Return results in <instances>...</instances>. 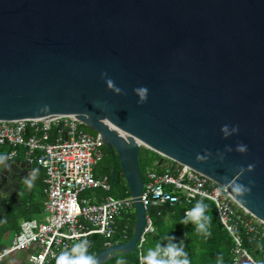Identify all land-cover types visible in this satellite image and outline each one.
Here are the masks:
<instances>
[{
    "label": "water",
    "instance_id": "obj_1",
    "mask_svg": "<svg viewBox=\"0 0 264 264\" xmlns=\"http://www.w3.org/2000/svg\"><path fill=\"white\" fill-rule=\"evenodd\" d=\"M62 115L117 154L135 201L132 238L99 264L133 253L145 228L142 148L264 223V0H0V121ZM10 151L0 146V217L23 180Z\"/></svg>",
    "mask_w": 264,
    "mask_h": 264
},
{
    "label": "built area",
    "instance_id": "obj_2",
    "mask_svg": "<svg viewBox=\"0 0 264 264\" xmlns=\"http://www.w3.org/2000/svg\"><path fill=\"white\" fill-rule=\"evenodd\" d=\"M32 132V136H28ZM40 135V137H38ZM54 135V140H52ZM0 145L11 146L9 160L25 148L29 165H38L46 172L48 200L46 223L26 221L12 245L0 250V263L11 254L38 246L30 258L31 264H49L64 250L94 235L110 240L116 233L117 220L135 206L133 197H107L100 204L90 203L82 193L101 189L110 191L108 177L97 178L96 166L104 158L105 143L100 135L87 133L83 124L73 115L53 118L0 121ZM144 181L141 203L146 211V225L136 246L141 255L149 234L154 232L150 209L170 205L183 206L196 200H210L216 205L217 216L235 242L237 262L244 258L250 264L257 262L244 248L241 229L253 242L264 238V223L241 208L227 188L202 173L177 162L168 164L160 174L151 172ZM108 247L110 243L106 244Z\"/></svg>",
    "mask_w": 264,
    "mask_h": 264
},
{
    "label": "trees",
    "instance_id": "obj_3",
    "mask_svg": "<svg viewBox=\"0 0 264 264\" xmlns=\"http://www.w3.org/2000/svg\"><path fill=\"white\" fill-rule=\"evenodd\" d=\"M84 130L93 135L97 136V132L83 125ZM103 161L110 158V168L104 169L103 173L100 174L109 175L111 182L113 171L116 168V176L112 184V189L109 192H104L100 189L89 190L91 192V199L98 201L100 197L103 196H113L116 198H125L130 195V191L123 175V172L120 167V162L117 154L110 148H105ZM101 161V162H103ZM162 157L156 152L142 148L140 155V166L144 181H147V171L150 168H157L160 170V162ZM100 162V163H101ZM161 171V170H160ZM159 171V172H160ZM159 174V173H158ZM103 192V193H102ZM196 200L191 205L183 206H170L163 205L150 209V216L153 219L154 232L149 234L144 244L142 253L147 252L148 249L154 248L157 243H168V237H175V242H183L185 251L188 253V258L191 261V264H218L217 257H222V264H239L237 262V255L235 254V242L231 235L227 232L226 228L223 226L221 221L217 216V209L215 204L210 200H203L204 203L208 205L206 215L211 217V236L205 238L202 235H199L195 232L194 225L189 224L184 226L180 223V220L184 217L188 208H192ZM126 219L122 221L119 226V232L125 229V226H128V238L121 239L120 236L116 240L122 242H128L133 236V230L136 220V214L130 213L126 214ZM241 234L244 238V248L247 252L253 257L257 262L262 261L264 254V238L259 236L258 239L251 242L249 241L250 236L247 235L245 229H241ZM105 239L100 235H94L91 238V249L88 250L90 255L95 257L100 254L104 249ZM139 251H134L131 254L126 256L113 258L107 261L105 264H117L118 259H123L125 264H140ZM51 264H56V261H53Z\"/></svg>",
    "mask_w": 264,
    "mask_h": 264
},
{
    "label": "crops",
    "instance_id": "obj_4",
    "mask_svg": "<svg viewBox=\"0 0 264 264\" xmlns=\"http://www.w3.org/2000/svg\"><path fill=\"white\" fill-rule=\"evenodd\" d=\"M32 135H33V133L29 132L28 136L30 137ZM38 137H40V135ZM54 139H55L54 135H52L51 141H53ZM0 146H3V145H0ZM8 151L9 150H6L4 153L8 154ZM8 160H9V158H8ZM9 161L10 162H17L20 164V168H18V169L16 168V170H18L19 174L23 177V180L19 186L16 185L18 195H17V197H14V201L12 202V204L10 203L11 207H12L10 213L6 217H0V250L2 248L9 247L12 244L13 238L15 237V235L20 233L21 226L24 222H26V221H37L39 223H46L48 215H49L47 210H46V203L48 200V196L46 193L47 184L45 183V179H46L45 170L36 164L29 165L26 162L25 148H23V147L19 148L18 157L15 158L14 160H9ZM168 164H171V163H169V162L165 163V159L162 158V161L158 165V166H160V170H161V171L159 170L160 172L158 171L157 168H150V169H148L147 172L148 173H151V172L155 173L156 172L157 174L158 173L160 174L161 172H163L164 167ZM33 169H37L38 172L36 174V178H35L32 186L28 187L24 183V178L27 177L29 175V173H31L33 171ZM96 174L97 173H96V169H95V175ZM103 175L104 174H97L96 177L97 178L109 177V175H104V176ZM108 179H110V177ZM110 182H111V179H110ZM111 183H113V176H112V182ZM14 190H15V188H14ZM102 191H104V190H102ZM15 192H16V190H15ZM104 192H107V191H104ZM130 196H131V194L128 195L127 197H130ZM107 197H113V196H108V195L103 196V197H100L98 201L92 200L91 198L88 200L90 203L100 204V203L104 202L107 199ZM113 198H116V197H113ZM116 199H122V198H116ZM188 205H191V204H188ZM153 208H155V207H153ZM188 209L190 210V208H188ZM134 210H135V206L132 210H130L129 212L123 214L121 217L118 218L117 225H116V233L112 239L107 240L102 236L105 239V242H104L105 248L108 247L106 245L107 243H110L111 245L125 243V242H122L120 240L128 238V226L126 225L125 229L122 231V237H121V232H119V226L121 225L122 221L126 219V217H125L126 214H130V213L136 214V211H134ZM134 227H135V225H134ZM118 236H120V240L119 239L116 240L118 238ZM89 245L90 246H89L88 250H90L91 246H92L91 238H90ZM38 251H39L38 246H36V245L32 246L30 249L18 251V252L11 254L0 264H30L31 256L34 255ZM53 261H56V259ZM53 261L50 262L49 264L53 263ZM262 261H263V259H262ZM238 263L239 264H247L248 262L246 261V259L241 258V259H239Z\"/></svg>",
    "mask_w": 264,
    "mask_h": 264
},
{
    "label": "clouds",
    "instance_id": "obj_5",
    "mask_svg": "<svg viewBox=\"0 0 264 264\" xmlns=\"http://www.w3.org/2000/svg\"><path fill=\"white\" fill-rule=\"evenodd\" d=\"M136 91L140 94L141 102L145 101L147 89L139 88ZM245 148V146H241L240 150L243 151ZM3 160L4 156L0 155V162H3ZM249 167L251 168L252 166L250 165ZM37 172V169H33L24 178V183L28 187L32 186ZM225 179L227 178L225 177ZM232 191L238 196H243L246 193H250L251 188L242 184H236L233 186ZM207 209L208 205L203 200L197 201L190 210L185 212L180 223L184 226L192 224L197 234L205 238L210 237L211 217L206 215ZM167 239L168 243H157L154 248L148 249L146 254L141 253L140 264H191L183 242H175L176 238L172 236H169ZM89 246V242L86 239H81L80 242L73 244L70 250L62 251L56 257V264H99V260L94 255L88 253ZM217 260L218 264H222V257H217ZM117 264H125V261L118 259Z\"/></svg>",
    "mask_w": 264,
    "mask_h": 264
},
{
    "label": "rangeland",
    "instance_id": "obj_6",
    "mask_svg": "<svg viewBox=\"0 0 264 264\" xmlns=\"http://www.w3.org/2000/svg\"><path fill=\"white\" fill-rule=\"evenodd\" d=\"M105 148H108L107 146L105 147ZM106 150V149H105ZM166 162H169V163H173V161H171V160H169V159H165V163ZM110 158H108L107 160L105 159L103 162H101L97 167H96V173L97 174H100V172L101 173H103V171H104V169H106V168H110ZM99 172V173H98ZM86 192H88V193H86ZM86 192H84L85 194H83L82 195V197H85V198H87V199H90L91 198V192L90 191H86ZM247 264H249V263H247Z\"/></svg>",
    "mask_w": 264,
    "mask_h": 264
},
{
    "label": "bare ground",
    "instance_id": "obj_7",
    "mask_svg": "<svg viewBox=\"0 0 264 264\" xmlns=\"http://www.w3.org/2000/svg\"><path fill=\"white\" fill-rule=\"evenodd\" d=\"M103 161V160H102ZM99 173V172H98ZM156 173V172H155ZM46 174V173H45ZM97 175V174H96ZM104 176V175H103ZM109 178V177H108ZM109 181H110V179H109ZM86 193H88V192H86ZM83 194H85V193H83ZM82 194V195H83ZM85 198V197H84ZM135 211V210H134ZM21 231H22V229H21ZM21 231H20V233H21ZM20 233H18L17 235H15V237L13 238V241H14V239L18 236V235H20ZM13 243V242H12ZM12 245V244H11ZM30 249V248H29ZM18 252V251H17ZM36 254V253H35ZM31 264V263H30Z\"/></svg>",
    "mask_w": 264,
    "mask_h": 264
}]
</instances>
